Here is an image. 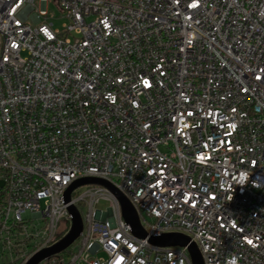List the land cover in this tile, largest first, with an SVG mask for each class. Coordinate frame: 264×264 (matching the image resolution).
<instances>
[{
	"label": "built area",
	"instance_id": "obj_1",
	"mask_svg": "<svg viewBox=\"0 0 264 264\" xmlns=\"http://www.w3.org/2000/svg\"><path fill=\"white\" fill-rule=\"evenodd\" d=\"M51 1L63 31L50 0H0V264L56 244L71 205L78 249L38 264H193L150 242L171 233L204 264H264V0ZM84 177L146 238L106 186L67 203Z\"/></svg>",
	"mask_w": 264,
	"mask_h": 264
},
{
	"label": "water",
	"instance_id": "obj_2",
	"mask_svg": "<svg viewBox=\"0 0 264 264\" xmlns=\"http://www.w3.org/2000/svg\"><path fill=\"white\" fill-rule=\"evenodd\" d=\"M85 184H100L112 190L120 201L123 217L125 221L129 223L130 226L132 227L133 233L139 236L140 238H146L147 233L144 231V229L140 224V219L138 213L136 212L135 207L132 205V203L126 196L120 193L107 180L101 178H94V177L80 178L75 182H73V184H71L66 190L65 201L67 203L70 202V198L73 190ZM69 210L72 216V226L70 231L53 246L43 249L37 254H35L28 262V264H38L43 259L48 258L56 253L65 250L78 238V236L81 234L83 229L82 218L74 205L69 206ZM150 242L159 246H175V245L187 246L192 259V263L204 264L199 249L193 242L190 241L189 237L185 235L177 234V233L164 234L160 237H151Z\"/></svg>",
	"mask_w": 264,
	"mask_h": 264
},
{
	"label": "rangeland",
	"instance_id": "obj_3",
	"mask_svg": "<svg viewBox=\"0 0 264 264\" xmlns=\"http://www.w3.org/2000/svg\"><path fill=\"white\" fill-rule=\"evenodd\" d=\"M48 10H49V15L46 17V21L48 23L53 24L52 27L54 30L63 31L64 25L69 23L68 18L65 17L64 13H62L60 11L59 7L56 4H54V2L51 0L48 4ZM42 20H45V18L42 17ZM31 23H34V22L31 21ZM81 190H83V189H78V192ZM98 206L102 209H106L109 206V204H108V202L101 201ZM84 211L85 210H83V212ZM78 243H79V241H76L71 246V249L74 252L78 249Z\"/></svg>",
	"mask_w": 264,
	"mask_h": 264
},
{
	"label": "clouds",
	"instance_id": "obj_4",
	"mask_svg": "<svg viewBox=\"0 0 264 264\" xmlns=\"http://www.w3.org/2000/svg\"><path fill=\"white\" fill-rule=\"evenodd\" d=\"M230 264H237V261L235 258H233L231 261H230Z\"/></svg>",
	"mask_w": 264,
	"mask_h": 264
},
{
	"label": "snow or ice",
	"instance_id": "obj_5",
	"mask_svg": "<svg viewBox=\"0 0 264 264\" xmlns=\"http://www.w3.org/2000/svg\"><path fill=\"white\" fill-rule=\"evenodd\" d=\"M249 243H252L251 241H249Z\"/></svg>",
	"mask_w": 264,
	"mask_h": 264
}]
</instances>
